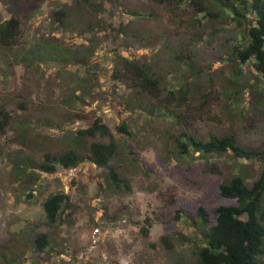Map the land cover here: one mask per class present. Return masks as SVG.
<instances>
[{
  "label": "rangeland",
  "instance_id": "1",
  "mask_svg": "<svg viewBox=\"0 0 264 264\" xmlns=\"http://www.w3.org/2000/svg\"><path fill=\"white\" fill-rule=\"evenodd\" d=\"M200 1L0 0V21L16 15L20 22L14 44L0 47V104L12 117L0 135V264H197V207L212 217L231 202L219 184L234 174L250 183L262 163L180 154L176 136L231 132L254 149L264 135V78L234 54L247 42L246 28L231 8ZM123 59L148 66L159 79L158 99L115 78L125 73ZM95 119L111 137L77 139ZM122 123L129 132L117 129ZM110 138L128 188L110 183L89 159L88 145ZM67 150L83 160L49 174L14 169ZM56 192L68 204L50 225L42 204ZM171 193L185 201L184 212L165 223ZM39 233L48 239L42 251Z\"/></svg>",
  "mask_w": 264,
  "mask_h": 264
},
{
  "label": "trees",
  "instance_id": "2",
  "mask_svg": "<svg viewBox=\"0 0 264 264\" xmlns=\"http://www.w3.org/2000/svg\"><path fill=\"white\" fill-rule=\"evenodd\" d=\"M87 2L88 0H81ZM161 1V0H158ZM219 1V7L231 8L232 19L240 26L246 28L247 42L243 48L236 47L234 54L240 64L251 61L254 69L264 78V0H236L237 6L230 0ZM199 3L202 2L199 0ZM229 4V5H228ZM199 10L205 11L200 5ZM207 13V12H206ZM57 20L64 21L66 12L58 10ZM16 15L0 21V47H11L16 39L19 27ZM125 73H116L115 78L126 76L131 80V86L144 92L148 97L158 99L161 92L159 79L153 75L148 66L137 61L123 59ZM174 95V91L169 92ZM11 114L4 104H0V135L4 134L11 124ZM120 132L127 131L126 125L117 126ZM111 137L110 131L100 119H95L92 124L77 131V139L85 137ZM175 145L180 154H189L190 150L198 152L201 157L231 154L232 158L258 159L262 163V170L257 178L248 183L241 174H234L228 180L221 182L218 193L221 197L230 200L228 204L220 205L213 211V216L202 205L197 207V227L202 238V245L197 249V264H264L260 257L264 255V135L259 147L250 148L241 145L231 132L215 135L209 134L201 138L181 132L175 138ZM89 159L106 171L107 180L120 187L127 183L120 177L118 170L113 166L112 159L116 153V144L109 141H93L88 145ZM23 160V159H22ZM83 160V157L74 150H67L59 154L46 153L42 160L33 157L22 161L30 168L23 169V164L18 161L14 169L18 174L52 173L57 167L71 168ZM33 178L31 181H35ZM30 182V183H32ZM68 204V196L63 192L50 194L43 201V209L50 225L56 224L60 219V212ZM165 210L161 213L165 223L179 221L183 217L185 201L178 200L175 194H169L165 201ZM145 236L148 227L142 228ZM37 250L42 251L48 244L47 234L39 233L34 238Z\"/></svg>",
  "mask_w": 264,
  "mask_h": 264
}]
</instances>
